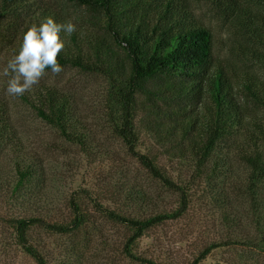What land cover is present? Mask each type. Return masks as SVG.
<instances>
[{
    "label": "rangeland",
    "instance_id": "rangeland-1",
    "mask_svg": "<svg viewBox=\"0 0 264 264\" xmlns=\"http://www.w3.org/2000/svg\"><path fill=\"white\" fill-rule=\"evenodd\" d=\"M188 1L194 16L210 29L213 55L223 60L231 77L238 80L253 68L264 79L258 63L264 61V35L256 39L243 30L234 18L237 11L228 8L231 0ZM250 2L264 12V0ZM12 55L0 46V70ZM39 83L66 91L93 132L86 147L64 139L20 97L6 95L7 78L0 76V102L7 104L6 116L20 139L0 147V264H36L17 244L12 221L27 211L47 222L67 223L74 214L72 199H79L87 219L78 230L62 234L40 224L28 230V241L46 264H134L121 253L129 228L102 215L96 203L145 218L177 210L183 199L180 187L187 201L184 212L145 232L138 253L156 263L190 264L203 248L217 244L201 264H264V182L254 191L248 186L249 168L234 150L221 151L218 168L211 159L199 169L192 160L171 157L140 130L137 150L155 156L173 183L166 185L112 132L105 76L68 66L59 75L46 71ZM16 161L32 164L34 177L12 194Z\"/></svg>",
    "mask_w": 264,
    "mask_h": 264
},
{
    "label": "trees",
    "instance_id": "trees-1",
    "mask_svg": "<svg viewBox=\"0 0 264 264\" xmlns=\"http://www.w3.org/2000/svg\"><path fill=\"white\" fill-rule=\"evenodd\" d=\"M231 2L228 8L237 11L234 18L243 30L262 39L264 12L250 0ZM46 17L76 25L71 36L60 34L65 48L59 63L62 68L69 66L108 79L110 128L153 177L173 185L155 156L137 150L140 130L171 157L192 160L199 169L211 159L214 169L218 168L221 151L234 150L249 168L248 186L254 191L264 182V79L253 68L238 80L231 77L223 60L213 55L210 29L194 16L188 0H0V46L15 54L28 27ZM252 47L260 50L253 43ZM258 63L264 69L263 58ZM20 98L64 139L86 147L93 131L66 91L39 83ZM6 113L7 104L0 102V147L20 140ZM32 166L16 161L18 178L12 194L29 186L34 177ZM179 189L183 199L177 210L145 218L96 203L102 215L129 228L121 250L129 261L162 264L138 253V241L155 224L182 215L187 201L183 188ZM71 205L74 214L67 223L47 222L42 215L27 211L12 221L17 244L36 264L46 261L28 241L29 228L40 224L62 234L78 230L87 221L85 211L79 199H72ZM217 246H206L190 264H201Z\"/></svg>",
    "mask_w": 264,
    "mask_h": 264
},
{
    "label": "clouds",
    "instance_id": "clouds-1",
    "mask_svg": "<svg viewBox=\"0 0 264 264\" xmlns=\"http://www.w3.org/2000/svg\"><path fill=\"white\" fill-rule=\"evenodd\" d=\"M75 31L76 25L71 20L57 23L52 17L28 27L18 51L0 70V76L7 78L6 95L18 98L31 92L48 69L52 75H59L63 68L58 57L65 48L60 34L71 36Z\"/></svg>",
    "mask_w": 264,
    "mask_h": 264
}]
</instances>
